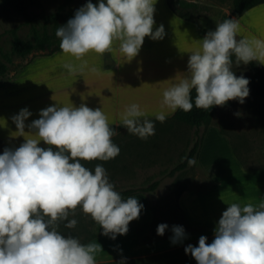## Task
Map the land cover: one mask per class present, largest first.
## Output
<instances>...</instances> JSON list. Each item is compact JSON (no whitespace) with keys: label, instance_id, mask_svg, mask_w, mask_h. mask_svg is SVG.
<instances>
[{"label":"clouds","instance_id":"1","mask_svg":"<svg viewBox=\"0 0 264 264\" xmlns=\"http://www.w3.org/2000/svg\"><path fill=\"white\" fill-rule=\"evenodd\" d=\"M156 0H86L65 24L55 30L59 49L69 58L62 67L69 74L100 73L89 64L86 54L115 50L127 60L134 57L145 36L160 39L163 25L153 30ZM240 33L239 20L224 18L215 23L188 51L186 71L168 79L162 89L159 109L151 113L163 122L176 109L193 106L209 109L248 95V78L235 75L233 63L254 61L264 64V37ZM194 93V94H193ZM239 115V113H236ZM31 115L21 108L10 119L15 136L23 142L0 151V264H96L99 243L81 241L58 230L60 222L72 228L69 217L77 206L90 216L102 234L114 239L127 232L128 222L143 208L135 195L123 197L100 163L92 168L82 161H106L120 149L113 142L115 129L101 107L84 103L51 104L39 110L25 129ZM4 121L3 118H0ZM119 121L127 132L147 138L155 132L154 121L138 103L124 106ZM5 123V121H4ZM43 141L47 147L39 145ZM188 163H195L189 157ZM169 226L158 223L156 234ZM170 242L182 241V225H172ZM200 235L195 246L184 247L196 264H264V199L257 204L231 202L213 229V239ZM116 264H124V258Z\"/></svg>","mask_w":264,"mask_h":264},{"label":"rangeland","instance_id":"2","mask_svg":"<svg viewBox=\"0 0 264 264\" xmlns=\"http://www.w3.org/2000/svg\"><path fill=\"white\" fill-rule=\"evenodd\" d=\"M186 1L197 4V18L196 20L180 19L198 24L204 34L214 29L215 23L219 22L222 15L228 14L232 6V0ZM18 2L24 6L25 14L8 3L7 0H0V62L7 68V71L0 75V95L25 87L27 83L24 78L32 76L35 67H39L36 70L43 71V65L50 62V56L54 53L47 54L46 51H35L24 58H20L13 51V33L23 42L32 43V24L38 30L45 28L49 34L52 33L55 23L64 24L62 21L64 15L62 12H58L64 0H18ZM157 2L159 6L158 18H160L164 7L160 0ZM85 3L86 0H69L65 8L74 14L76 9ZM92 3L95 4L96 0H92ZM55 13H57L55 19H46L48 15ZM172 15L177 19L179 18L174 13ZM26 17L30 19V22H26ZM156 17L157 10L154 8L153 19L155 20ZM258 34L264 36L263 33ZM184 40L185 38L180 41ZM111 64L112 58L108 53H105L101 65L108 68ZM247 67L243 63L238 65L233 63L234 74L247 77ZM55 74H57L56 71ZM149 96L156 99L153 94ZM4 103H6L5 100ZM262 104H264V96L257 97L248 91L243 103L231 99L223 105H217L213 124L218 127L221 134L226 136L230 153L221 150L219 156L210 154L212 158L220 159V161L216 162L212 158L206 160L210 172L217 179L212 180V186L235 185V182L232 181H235L236 176L240 175H243L242 177L247 180H252V177L257 174L264 176V133L262 131L264 119L260 111ZM0 110L4 109L0 107ZM8 121V119L7 122L5 121L6 125ZM111 127L115 129L111 139L119 146V153L106 161L94 159L82 161V163L89 168H92L96 163L102 164L115 189L143 187L154 180H159L158 186L154 191L146 194H133L137 197L138 202L142 203L143 208L138 218L128 222L127 232L123 235L117 234L114 239L102 234L100 226L88 214L82 212L79 206L74 211H70L68 217L74 216L77 220L76 225L67 228L65 222H60L58 230L63 234L77 237L81 243H99L101 248L95 254L96 264H116L115 262L121 258L127 260L158 255H164L165 262L162 264H176L180 259L178 255H182L180 253H183L182 258L185 257L181 259L183 261L180 264H196L193 262L195 260L191 254L184 252V247L189 243L195 246L200 235H205L207 237L206 242H210L213 239L216 221L207 225H193L178 205L179 192L190 184L189 179L197 172L194 167L188 166L173 176H167V172L185 158L192 146L195 139L194 127L171 118L165 119L163 122L154 121L155 132L144 139L127 132L121 124ZM6 128L9 129V126ZM203 131V127L199 128L200 133ZM177 140L181 146L173 142ZM4 148L0 140V151H3ZM209 152L210 150H208ZM216 175L221 176L216 177ZM220 177L224 183L219 180ZM261 181L264 183L263 180ZM247 186L250 188L249 194L252 189L254 191L253 200H258L261 192L264 196V185L252 189L250 185ZM217 193L216 195H218ZM219 193L221 198L217 200L218 196H216L214 201L219 202L221 200L219 203H223L221 208L225 207V202L236 201V192L232 189L228 190L227 193ZM242 201L246 203L251 199L247 197ZM212 204L213 208L218 205L214 202ZM217 216L218 213L212 214V218ZM161 222L166 223L169 227L165 229L162 235H157L155 229L157 224ZM172 225H182L185 232L182 241L175 244L171 243L169 239L172 234L170 231ZM91 234L95 236L89 239Z\"/></svg>","mask_w":264,"mask_h":264},{"label":"crops","instance_id":"3","mask_svg":"<svg viewBox=\"0 0 264 264\" xmlns=\"http://www.w3.org/2000/svg\"><path fill=\"white\" fill-rule=\"evenodd\" d=\"M157 1L154 5L157 10V17L155 20L153 19L152 27L155 30L158 25L162 24L164 35L160 39H150L149 36H145L137 54L130 60L115 50L118 42H114L113 51H105L102 54L94 52L86 54L85 58L88 59L89 64H96L102 69L100 73L69 74L62 67L63 59L69 57L58 50L50 56L51 60L48 57L50 62L43 65V71L36 70L39 67H35L32 76L24 78L27 83L25 87L0 95V107L4 109L0 110V118L5 115L4 121L9 120L6 125V122L4 123L0 119V140L4 147L15 148L23 142L22 136H15V125L10 117L24 107L31 112V115L24 122L26 132L29 130L27 127L29 122L38 118L40 109L56 103L69 104L71 102L74 106L84 103L92 108L101 107L108 116L110 126H112L120 124L119 113L124 106L136 102L149 113L150 119L156 121L151 113L159 109L162 89L170 83L168 79L179 76L180 73L186 71L188 51L195 47L197 40L204 35L198 24L175 18L168 7L166 8L167 5L164 6L166 0L165 3L164 0H160L164 8L161 17L158 18L159 6ZM236 19L239 20L240 24L238 35L254 34L260 36L258 33L264 34V3L246 10ZM183 38L185 40L180 41ZM105 53H108L112 58V64L108 68L101 65ZM249 76L250 70L248 68V83ZM151 94L155 95L156 99L150 97ZM9 103L10 105H7ZM216 111L217 105H215V112L210 123L202 133V142L195 163H188L187 165V167H194L197 172L189 179L190 184L178 194V205L193 225H207L219 219L222 211L230 203L225 202V207L221 208L223 204H219L221 200L219 202L214 201L216 196H218L217 200L221 198L219 192L227 193L228 190L232 189L236 192V201L234 202L241 204L244 203L242 199L247 197H250L251 201L249 202L253 204L264 199L263 192H261L258 200H253L254 191L252 189L264 185L261 181H264L263 175L257 174L252 177V180H247L242 177L243 175L236 176L235 181L230 180L235 182V185L232 186L220 184L217 187L211 185L212 180L217 179L210 172L206 160L212 158L210 154L219 156L221 150L230 153L226 136L221 134L218 127L213 124ZM260 111L264 119V104H262ZM173 113L170 112L165 119L171 118ZM6 126H9V129ZM262 131L264 133V120ZM173 142L181 146L179 140ZM38 143L42 147H47L43 141ZM208 150H210L209 153ZM212 159L216 162L220 161V159ZM233 163L235 164V161ZM219 176L221 175H216V177ZM219 180L223 181L222 177ZM247 185L251 186L252 192L250 194L248 193L250 188ZM212 202L218 203L220 206L217 207V205L213 208ZM217 213L218 216L212 218V214L216 215Z\"/></svg>","mask_w":264,"mask_h":264},{"label":"trees","instance_id":"4","mask_svg":"<svg viewBox=\"0 0 264 264\" xmlns=\"http://www.w3.org/2000/svg\"><path fill=\"white\" fill-rule=\"evenodd\" d=\"M8 3L18 8L23 14H25L24 6L21 5L18 0H7ZM69 0H64V3L60 6L58 12L63 13L62 21L65 24L66 21L73 16V13L66 10V5ZM264 3V0H232L231 10L228 14H224L220 17L219 21L223 20L224 18H231V17H239L243 12L246 10ZM166 4L168 8L171 10L172 13L177 15L179 18L185 20H196L197 18V4L194 2H188L186 0H166ZM57 13L48 15L46 19H55ZM26 22H30V19L26 17ZM61 24L55 23L52 33H48L45 28L38 30L35 25H31L32 27V34H33V42L32 43H25L19 37H17L13 33V51L16 56L20 58H24L32 52L35 51H46L47 54H51L56 52L59 49V38L55 35V30ZM250 70L249 76V83L248 88L252 95L257 97L264 96V66L263 64L250 61L246 64ZM7 71V68L4 64L0 62V75H3ZM194 94V93H193ZM215 112V105L211 106L209 109L205 108H197L193 106V108L189 111H183L181 109H176L171 116V119L177 120L182 122L186 125L194 127L195 131V139L192 143V146L188 150L187 155L185 158L177 163L174 167H172L168 172L167 176H173L176 172L185 169L188 165V158L193 157L195 158L198 154L199 148L202 142V133L199 132V128H205L211 121L212 116ZM159 180H154L149 183L147 186L143 187H131V188H124V189H116L119 191L123 197L128 195H133L136 193L146 194L148 192H152L158 186ZM94 234H91L89 239L94 238ZM84 243V242H82ZM179 253V252H178ZM170 254V253H166ZM182 255L179 256V260L177 261L179 264L183 261ZM164 255L160 256H150V257H142V258H133L124 260V264H162L164 261ZM163 258V259H162ZM195 262V261H193ZM116 263V262H115ZM176 263V264H178ZM113 264V263H107Z\"/></svg>","mask_w":264,"mask_h":264}]
</instances>
